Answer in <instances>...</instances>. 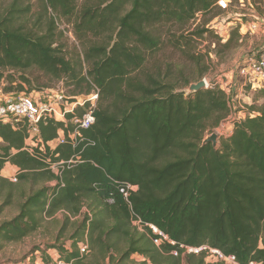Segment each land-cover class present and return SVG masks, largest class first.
<instances>
[{"label": "trees", "instance_id": "16d2710c", "mask_svg": "<svg viewBox=\"0 0 264 264\" xmlns=\"http://www.w3.org/2000/svg\"><path fill=\"white\" fill-rule=\"evenodd\" d=\"M79 1L11 0L0 7L5 94L51 90L63 81L74 87L71 96L89 94L92 84L100 89L96 123L83 139L53 153L46 148L53 163H65L60 178L43 155L25 150L26 126L0 123V215L14 205L17 186L34 187L17 215L0 222V251L66 212L67 222L78 218L70 248H54L66 264H131L135 256L142 258L137 264H207L206 251L186 250L204 247L240 264L264 263V89L252 91L263 101L253 106L255 116L236 122L214 148L204 136L231 116L229 96L220 87L185 96L156 73L144 74L149 55L165 45L161 26L188 34L186 44L203 37L209 30L190 27L198 14L221 10L217 0ZM61 21L73 25L82 55L68 51ZM237 39L235 30L222 47L230 50ZM73 128L49 119L40 124L41 139L48 145L60 129L67 135ZM7 166L19 169L17 182L3 176ZM128 185L138 190L126 199L120 190Z\"/></svg>", "mask_w": 264, "mask_h": 264}, {"label": "rangeland", "instance_id": "374dc122", "mask_svg": "<svg viewBox=\"0 0 264 264\" xmlns=\"http://www.w3.org/2000/svg\"><path fill=\"white\" fill-rule=\"evenodd\" d=\"M10 1L0 0V7L5 9ZM85 1L80 0L78 6L81 7ZM257 19H264V0H231L227 10H219L216 7L208 14H200L192 22L190 31L197 33L201 30H209V32L203 37L194 35L187 44L181 38L189 36L188 34L177 32L178 29L171 25L161 26L165 45L148 57L144 74L156 73L166 83L184 92L185 96L192 93L186 84L193 85L201 81L207 83V88L220 87L229 94L231 116L218 128L207 132L204 136L207 140L216 134L218 136L216 148L220 146L222 139L228 138L233 133L236 122H241L250 115L255 116L253 106L258 107L263 103L262 99L257 98L258 93L249 91L243 86L238 75V70L245 60L252 54L258 53L264 45L262 32H257V34L248 32L250 23L257 22ZM260 25L264 32V24L260 23ZM58 30L63 32L68 51L82 55L83 47L75 37L73 25L61 21L58 23ZM235 30H238L239 40L235 41L230 50L223 48L222 45L229 41ZM178 40L181 42L180 46L174 48L171 41ZM73 89L74 87L69 82L63 81L53 84L51 90L63 91L67 96H71L70 92ZM15 172H18V168L7 166L3 176L6 178ZM32 192H34V187L31 188V185L17 186L14 191V205L3 211L0 215V222L15 217L22 197ZM1 203L2 200H0V205ZM66 214L68 213H58L54 218L45 219L42 227L30 237L19 243L7 244L0 251V264H35L33 261L36 259L35 251L38 249L46 259H49L48 253L53 254L54 250H59L62 245L69 249L70 238L75 230L74 222L78 218H71L67 222ZM64 228L65 232L58 241ZM140 261L142 258L135 256L131 264H137Z\"/></svg>", "mask_w": 264, "mask_h": 264}, {"label": "built area", "instance_id": "2783aa9c", "mask_svg": "<svg viewBox=\"0 0 264 264\" xmlns=\"http://www.w3.org/2000/svg\"><path fill=\"white\" fill-rule=\"evenodd\" d=\"M231 0H217L216 5L222 9L227 10L229 8ZM200 14L197 15V18ZM260 23L264 24V19L257 22L250 23L248 32L251 34H257V32H263ZM238 75L241 79L243 86L249 91H258L264 89V45L258 53H254L249 56L245 62L240 66ZM206 87H208L206 83ZM225 92V90L223 89ZM227 94V92H225ZM229 96V94H227ZM100 99V89L92 84L91 92L87 95L80 96H67L63 91L46 90L41 92L33 93H10L5 94L0 90V123L11 125L14 129L24 125L28 129L29 138L27 139V150L32 155H38L45 158V161L49 165V169L57 176H62V169L65 165L64 162L53 163L51 157H46V148H50L53 153L58 146L66 143L72 145L78 140L83 139L82 132L90 129L96 123V111L98 102ZM73 117L69 120L68 116ZM253 117L252 115H250ZM56 120L62 122L65 128L69 129V124L73 125L72 131H68L66 135L65 129L58 131V137L45 145L41 139L40 124L47 120ZM73 161L68 162L72 164ZM7 169V168H6ZM19 174L15 172L7 177L12 182H17ZM56 183L52 182L49 185L54 186ZM137 186L128 185L123 187L120 192L128 199L130 192H136ZM110 203L113 200L109 201ZM63 212H59L61 214ZM135 226L142 229L141 220H135ZM153 232L157 235L164 236L156 227L151 226ZM165 240H169L165 237ZM157 245L161 244V240H155ZM174 245V243H172ZM80 252L82 255H86L89 252V244L86 240L81 243ZM187 253L200 254L202 251L207 252L206 263L207 264H240L237 262L234 256H226L221 251L209 249L207 247L194 249L186 248ZM49 252V251H48ZM47 252V253H48ZM177 255V253H174ZM49 259H46L41 252L36 253L35 264H66L62 260L61 255L58 251L53 254L48 253ZM249 264H264L260 262H251Z\"/></svg>", "mask_w": 264, "mask_h": 264}, {"label": "water", "instance_id": "95a60500", "mask_svg": "<svg viewBox=\"0 0 264 264\" xmlns=\"http://www.w3.org/2000/svg\"><path fill=\"white\" fill-rule=\"evenodd\" d=\"M206 87V82L205 81H201L198 82L197 84H193L190 86L189 90L190 92H198L202 89H205ZM217 142H218V136L216 134H213L210 138H208L205 143H212L213 147L216 148L217 147Z\"/></svg>", "mask_w": 264, "mask_h": 264}, {"label": "crops", "instance_id": "0c3cea01", "mask_svg": "<svg viewBox=\"0 0 264 264\" xmlns=\"http://www.w3.org/2000/svg\"><path fill=\"white\" fill-rule=\"evenodd\" d=\"M0 90H2V88L0 87Z\"/></svg>", "mask_w": 264, "mask_h": 264}]
</instances>
